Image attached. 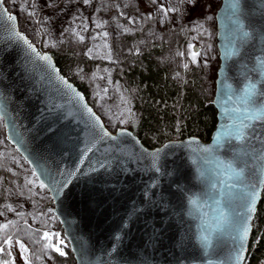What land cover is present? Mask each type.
I'll list each match as a JSON object with an SVG mask.
<instances>
[{
    "label": "water",
    "instance_id": "obj_1",
    "mask_svg": "<svg viewBox=\"0 0 264 264\" xmlns=\"http://www.w3.org/2000/svg\"><path fill=\"white\" fill-rule=\"evenodd\" d=\"M3 1L0 118L47 190L74 264H244L264 187V0H220L215 12L208 140L155 148L128 128L109 131Z\"/></svg>",
    "mask_w": 264,
    "mask_h": 264
},
{
    "label": "rangeland",
    "instance_id": "obj_2",
    "mask_svg": "<svg viewBox=\"0 0 264 264\" xmlns=\"http://www.w3.org/2000/svg\"><path fill=\"white\" fill-rule=\"evenodd\" d=\"M3 2L15 15L19 30L24 29L36 47L42 45V52L67 46L76 54L114 60L116 56H124L132 45L153 48V44H158L162 49L158 62L176 74L186 67L187 59L199 62L203 88L211 91L212 97L218 65L214 15L220 0ZM195 18L198 20L192 22ZM133 31H140L139 35L135 36ZM193 46L198 47L197 51ZM108 72V69L90 66L80 68L79 73L90 90L94 111L104 126L114 132L123 127L117 123L122 114V93L119 85L110 81ZM34 180L41 184L7 141L0 118V248L3 249L0 264H69V245L52 211L51 199L48 197V203ZM14 219L13 225L4 228L7 221ZM42 236L45 238L40 239ZM37 239L39 242L35 243ZM57 246L64 255L55 250Z\"/></svg>",
    "mask_w": 264,
    "mask_h": 264
},
{
    "label": "trees",
    "instance_id": "obj_3",
    "mask_svg": "<svg viewBox=\"0 0 264 264\" xmlns=\"http://www.w3.org/2000/svg\"><path fill=\"white\" fill-rule=\"evenodd\" d=\"M7 10L11 13L10 8ZM197 20L195 18L192 22ZM184 27L187 28V25ZM20 30L29 38L24 29ZM139 32L133 31L135 36ZM41 46L37 48L41 50ZM160 47L158 44H153V48L132 45L124 56H116L114 60H98L82 53L76 54L67 46L52 47L54 49L50 52L59 71L83 92L92 107L94 101L80 78V68L98 66L108 69L110 81L118 84L122 93L123 107L118 125L131 130L148 148L191 136L208 140L216 122V111L211 103V91L203 88L199 62L187 59L186 67L176 74L169 66L158 62L162 54ZM34 182L50 203L44 187L36 180ZM14 221H7L4 228L8 229ZM68 260L69 264H73L71 255H68ZM244 264H264V187L253 217Z\"/></svg>",
    "mask_w": 264,
    "mask_h": 264
},
{
    "label": "snow or ice",
    "instance_id": "obj_4",
    "mask_svg": "<svg viewBox=\"0 0 264 264\" xmlns=\"http://www.w3.org/2000/svg\"><path fill=\"white\" fill-rule=\"evenodd\" d=\"M84 2H85V3H88L89 0H84ZM9 18L11 19L12 17H9ZM255 196H256V192H255V189L253 188V191H252L251 193H249V200H250V201H251V200H254V199H255ZM249 212H251V209H249ZM243 219H244V221H246L247 219H250V216H246V217H244ZM241 228H242L243 234H244V235H247L248 228H247V224H246V222L241 224ZM240 239L242 240V239H243V236H241ZM9 242H10V241H5V243H9ZM61 243H62V241H61ZM20 247L23 248V247H24L23 244H21ZM55 250H56L57 252H60L61 255H64V254H65V253H63V252L61 251V249H60L58 246L56 247ZM0 251H3V249L0 248Z\"/></svg>",
    "mask_w": 264,
    "mask_h": 264
}]
</instances>
